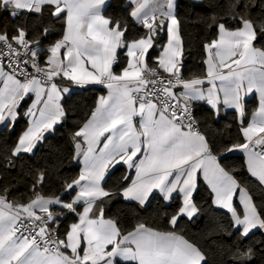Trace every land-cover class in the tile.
Returning <instances> with one entry per match:
<instances>
[{
    "label": "snow or ice",
    "instance_id": "obj_1",
    "mask_svg": "<svg viewBox=\"0 0 264 264\" xmlns=\"http://www.w3.org/2000/svg\"><path fill=\"white\" fill-rule=\"evenodd\" d=\"M105 2L0 0V11L14 18L23 11L42 13L48 6L50 14L64 23L62 38L47 49L43 60L40 49L32 47L40 42L29 40L24 28L18 27L11 36L0 33V124L14 122L21 102L34 96L26 113L31 117L29 126L20 135L13 156L31 153L44 133L65 115L61 94L69 89L59 86L58 77L77 85L103 84L108 89L90 119L74 134L82 140L75 148L76 155L83 156V168L78 178L66 182L67 189L78 188L71 202L36 193L30 202L16 204L0 195V264H118L117 258L135 264H201L205 259L201 251L175 231H159L138 223L122 234L114 219L105 218L102 206L93 214L97 201L110 196L101 184L105 174L120 162L136 173L123 189L125 199L144 205L153 190H159L165 199L174 192L183 195L182 206L169 220L172 226L181 216L191 218L198 211L192 195L197 173L202 172L214 193V203L231 213L233 226L242 236L264 229V215L258 212L247 189L221 167L208 140L194 129L190 111L191 102L196 100H206L217 108L223 93L222 103L243 117V95L255 90L259 107L247 127L240 129L243 142L228 151H243L248 171L264 184V47L254 45L257 29L246 16L250 5L230 0L228 10L233 19L239 17L240 26L230 29L218 23L217 38L205 44L206 78L186 80L178 67L183 50L173 0H130L129 15L147 30L146 35L131 41L125 37L126 26L103 14ZM165 27L168 42L156 58L158 66L150 67L149 49ZM260 31L264 32V22ZM121 48L127 49L128 61L117 73L113 65ZM160 69L170 78L165 80ZM205 79L211 85L207 89L200 87ZM178 86L183 88L180 93L174 91ZM44 179L41 173L37 182ZM237 190L242 213L233 206ZM81 201L83 211L77 212ZM52 205L78 216L63 238L53 228L62 213L50 210Z\"/></svg>",
    "mask_w": 264,
    "mask_h": 264
},
{
    "label": "trees",
    "instance_id": "obj_2",
    "mask_svg": "<svg viewBox=\"0 0 264 264\" xmlns=\"http://www.w3.org/2000/svg\"><path fill=\"white\" fill-rule=\"evenodd\" d=\"M229 2L230 0H177L176 18L179 21L183 50L180 67L182 78L191 79L204 74L205 44L215 38L218 23H224L228 28L240 26L239 17L233 19L228 10ZM241 3L250 5L246 16L254 21L257 29L254 44L264 47V32L260 31L261 22H264V0H241ZM130 10L128 0H108L103 12L113 22L119 21L122 27H127L125 37L128 41L146 34V29L129 15ZM18 27L26 30L29 40L40 42L39 45L33 43L32 47L40 49L39 55L43 60L48 54L47 49L62 36L64 23L62 19L50 14L48 6H44L42 13L23 11L15 18L7 11H0V33L7 32L11 36ZM45 29H48L47 35L44 34ZM164 39V34L155 36L153 47L149 49L147 56L148 64L155 66L153 58ZM125 61V48H121L114 70H120ZM65 82L69 91L60 101L65 115L51 132L44 135L32 153L12 155L16 140L27 124L23 113L26 101L20 104L17 119L12 126L0 127V195L6 196L9 202L25 204L36 193L44 197L60 196L64 202L71 201L73 191L65 185L79 175V164L73 151L78 138H74V134L95 107L98 97L104 93V87L94 84L77 85L67 80ZM255 105L253 98L245 101L243 123L248 120ZM192 106L201 132L221 167L247 189L258 212L264 215V186L248 173L241 154L228 152L234 144L243 142L236 112L229 110L224 116L216 118L212 110L202 103ZM41 173L45 179L43 183H38L37 178ZM125 176L128 177L127 180L124 179ZM128 181L129 176L123 166L112 168L103 181L110 196L100 201L105 217L114 219L121 233L131 231L138 223H144L156 230L175 231L182 235L203 254L205 259L201 264H264V231L257 229L246 237L242 236L233 226L230 213L213 205L209 188L201 182L193 193L198 211L191 218L181 216L177 225L172 226L169 220L180 207L179 198L175 196L171 201L165 202L160 195L153 194L145 205L125 200L119 191ZM76 209L78 211L80 206L76 205ZM50 210L62 213L56 217L53 228L63 238L70 224L77 219V214L60 206H53ZM118 264L135 262L118 261Z\"/></svg>",
    "mask_w": 264,
    "mask_h": 264
},
{
    "label": "crops",
    "instance_id": "obj_3",
    "mask_svg": "<svg viewBox=\"0 0 264 264\" xmlns=\"http://www.w3.org/2000/svg\"><path fill=\"white\" fill-rule=\"evenodd\" d=\"M107 1L108 0H106V2H105V5H106V3H107ZM129 1V3H130V0H128ZM158 2H160V3H164L165 2V0H158ZM176 3H177V0H173V15H175L176 16ZM104 5V6H105ZM131 10H132V7H131ZM130 10V11H131ZM167 9H166V7H165V11H166ZM106 17V16H105ZM108 18V17H107ZM134 20V19H133ZM135 21V20H134ZM136 22V21H135ZM239 27V26H238ZM230 29H234V28H230ZM63 33H64V28H63ZM63 33H62V36H63ZM146 33H147V30H146ZM158 34H164V36H165V39H164V42H163V44H162V46H161V48H160V50L158 51V53H157V55L153 58V63L155 64V66L157 67L158 65H157V63H156V58L157 57H159V55L161 54V52L163 51V47L167 44V42H168V36H167V29H166V27H165V29L164 30H162V31H158ZM146 35V34H145ZM179 35H180V32H179ZM217 35H218V29H217V33H216V36H215V38H217ZM62 36L60 37V39L62 38ZM144 36V35H143ZM140 38V37H139ZM155 38V37H154ZM180 38H181V36H180ZM214 38V39H215ZM138 39V38H137ZM213 40V39H212ZM182 42V41H181ZM211 42V41H210ZM255 45V44H254ZM256 46V45H255ZM256 47H258V46H256ZM63 51V50H62ZM118 51H119V49L117 50V58H118ZM126 52H127V49L125 48V55H126ZM48 55V54H47ZM208 58V53H207V50L205 49V58H204V61L206 60ZM127 61H128V57H127V55H126V61H125V64H124V66L120 69V70H114V68H113V70L115 71V72H117V73H119L124 67H126L127 66ZM182 61V56L180 57V63H179V65H178V67H179V69H180V67H181V62ZM147 62H148V59H147ZM149 63V62H148ZM113 67H114V65H113ZM206 73H207V65L204 63V74L203 75H201V76H198L199 78H206ZM194 78H197V77H194ZM184 79V78H183ZM191 79H193V78H191ZM187 80V79H186ZM66 80H62L61 78H57V83L59 84V86L61 87V88H65V87H67V84H66V82H65ZM68 81V80H67ZM71 82V81H70ZM73 83V82H72ZM75 84V83H74ZM85 85H88V84H85ZM94 85H102L103 87H104V93L102 94V95H100L99 97H98V99H97V101H96V105H95V107L93 108V110L90 112V114L88 115V117L85 119V121L83 122V124L81 125V127H83V125L90 119V117H91V113L95 110V108L97 107V104H98V101H99V99H100V97H102V96H107L108 95V89H107V87L105 86V85H103V84H94ZM217 85H219V81H217ZM211 85H209L208 83H207V81H206V79H205V83L203 84V85H201L200 87H202V88H204V89H207L208 87H210ZM0 87H2V84H0ZM68 88V87H67ZM69 89V88H68ZM174 91H176L177 93H180V92H182L183 91V88L182 87H177L176 89H174ZM66 93H68V92H66ZM66 93H62L61 94V96L63 97V95L64 94H66ZM31 95V94H30ZM242 95H243V93H242ZM220 96H221V103L220 104H218L217 105V108H213L211 105H209L208 103H207V101L206 100H196V101H192L191 102V105L192 104H195V103H202L203 105H205V106H207L208 108H210L211 110H212V112H213V114H214V116L216 117V118H218V117H222V116H224V114L226 113V111H229V110H234L235 112H236V115H237V119H238V123L240 124V129H241V127L243 126V127H247V124L252 120V118H253V114L255 113V111L258 109V107H259V94L257 93V92H255V90H253V92H251V93H248L247 95H243V106H244V103H245V101H247L248 99H251V98H253L254 100H255V102H256V105H255V109L252 111V113L250 114V116H249V118H248V120L245 122V123H243V117H244V115H243V117H241V115L239 114V112L235 109V108H231V107H228V106H226V105H224L223 103H222V99H223V93H220ZM33 99H34V96H31V98H25V100L24 101H26V105H25V108H24V111H23V113H24V116H25V118H26V120H27V124H26V127L23 129V131L19 134V136H18V138H17V140H16V143H15V145H14V148H15V146H16V144H17V142H18V139H19V137H20V135H22V133L28 128V126H29V121L31 120V117L30 116H28V115H26V113L28 112V109H29V107L31 106V104H32V101H33ZM62 99V98H61ZM23 102V101H22ZM21 102V103H22ZM18 111V110H17ZM61 120V119H60ZM60 120L57 122V123H59L60 122ZM12 123H13V121H5L4 123H2V124H0V127L1 126H5V125H8V126H12ZM56 123V124H57ZM136 123H137V125H138V123H139V117H137L136 118ZM55 124V125H56ZM54 125V126H55ZM54 126H53V128H54ZM80 127V128H81ZM52 128V129H53ZM52 129H50V130H48V131H46L45 133H44V135L45 134H47V133H49V132H51L52 131ZM241 132V131H240ZM202 134V133H201ZM241 134H242V132H241ZM203 135V134H202ZM242 137H243V135H242ZM77 142H81L82 143V140H80L79 138L75 141V143H74V145H73V151H74V157L76 158V160H77V162H78V164H79V173H80V171H81V169L83 168V163H82V161H83V156L81 155V156H77L76 155V148H75V144L77 143ZM38 144V143H37ZM37 146V145H36ZM100 147H102V144L100 145ZM13 148V149H14ZM85 148H86V145H85ZM231 148V147H230ZM35 149V148H34ZM34 149H33V151H34ZM13 151V150H12ZM32 151V152H33ZM31 152V153H32ZM228 152H230V153H239V154H241L242 156H243V159H244V163H245V167H246V170L248 171V167H247V157H246V155H245V153L243 152V151H241V150H239V149H233L232 151H228ZM117 165H121V166H123L125 169H126V173H127V175L129 176V181H128V183L122 188V189H120V191H119V194L121 195V197L123 198V199H125L124 198V196H123V189L125 188V187H127V186H129L130 184H131V182H132V180L133 179H135V176H136V173H135V169L133 168V169H129L128 168V166L126 165V164H124L123 162H120V163H118V164H115V166H117ZM114 166V167H115ZM113 166H110L109 167V170H108V172L112 169V168H114ZM108 172L105 174V177H106V175L108 174ZM248 173L251 175V173L248 171ZM79 176V175H78ZM252 176V175H251ZM254 177V176H253ZM78 178V177H77ZM254 178H256V177H254ZM257 179V178H256ZM258 180V179H257ZM104 181V180H103ZM103 181L101 182V184H102V187L104 188V186H103ZM202 183L203 185H205L206 187H208L209 188V190H210V192H211V194H212V203H213V205L216 207V208H220V209H223V210H226L227 212H228V210L227 209H224V208H221V207H219L217 204H215L214 203V193L212 192V189H211V187H210V185L208 184V182L205 180V178H204V176H203V173L202 172H198L197 173V185H198V183ZM238 183V182H237ZM239 184V183H238ZM240 185V184H239ZM263 186H264V184H262ZM240 187H243L242 185H240ZM197 188V187H196ZM243 188H245V187H243ZM105 189V188H104ZM246 189V188H245ZM106 190V189H105ZM196 190V189H195ZM194 190V191H195ZM72 191H73V195H72V197H71V200L75 197V195H76V192L78 191V188H74V189H72ZM194 193V192H193ZM153 194H158V195H160L162 198H163V200L165 201V202H169V201H171L175 196L176 197H178L179 198V200H180V206H182V199H183V195L181 194V193H179V192H174V193H172V195H171V197H169L168 199H165L164 198V195L162 194V193H160L159 192V190H153V192L150 194V196H149V198H148V200L145 202V204L146 203H148V201L150 200V198H151V196L153 195ZM248 194H249V192H248ZM250 195V194H249ZM251 196V195H250ZM55 197H59L60 198V196H53V197H45V198H55ZM35 198V196L32 198V199H34ZM125 200H131V199H125ZM192 200H193V195H192ZM101 201V200H100ZM100 201H97V205H96V207H94V209H93V214H96V213H98V211H99V207H101V205H100ZM131 201H135V200H131ZM252 201H253V199H252ZM28 202H30V201H28ZM27 202V203H28ZM64 202V201H63ZM71 202V201H70ZM135 202H138V201H135ZM139 203V202H138ZM193 203H194V201H193ZM254 203V202H253ZM26 204V203H25ZM144 204V205H145ZM195 204V203H194ZM77 205H79L80 206V209L77 211V212H82L83 211V207H84V204H83V202L81 201L79 204H77ZM53 206H59V205H52V206H50V208L51 207H53ZM233 206L234 207H236L237 208V210H238V212H243V205L241 204V202H240V192H239V190H237V192L234 194V196H233ZM230 213V212H229ZM196 214V213H195ZM194 214V215H195ZM193 215V216H194ZM192 216V217H193ZM230 216H231V213H230ZM185 217H187L186 215H185ZM105 218H107V217H105ZM187 218H189V217H187ZM232 218V217H231ZM78 221V216H77V219L74 221V222H72V223H75V222H77ZM71 223V224H72ZM70 224V225H71ZM70 227V226H69ZM236 228V227H235ZM69 229V228H68ZM154 229V228H153ZM237 229V228H236ZM257 229H260V228H257ZM257 229H253L251 232H253V231H255V230H257ZM133 230V229H132ZM260 230H262V231H264V229H260ZM160 231V230H159ZM240 232H241V230H239ZM129 232V231H128ZM122 234H127V232H125V233H122ZM117 260L118 261H124V260H122V259H120V258H117Z\"/></svg>",
    "mask_w": 264,
    "mask_h": 264
},
{
    "label": "built area",
    "instance_id": "obj_4",
    "mask_svg": "<svg viewBox=\"0 0 264 264\" xmlns=\"http://www.w3.org/2000/svg\"><path fill=\"white\" fill-rule=\"evenodd\" d=\"M7 62H8V61H7V58H5V60H4L5 65H7ZM42 66H43V64H42ZM149 66H150V67H156V66H152V65H150V64H149ZM29 71L31 72L32 69L29 68ZM160 74L164 77L165 80H167V79L170 78V77L168 76L167 73H164V72H163L162 69H160ZM151 87H152V86L149 85V88H151ZM190 111H191V114H192V118H193V120H194V123H193V127H194V129H195L196 131L202 133V132H201V129H200V126H199V123H198V120H197V118H196V116H195V113H194V110H193V106H192V105H190ZM185 123H188V121H185ZM257 151H259V149H257Z\"/></svg>",
    "mask_w": 264,
    "mask_h": 264
}]
</instances>
